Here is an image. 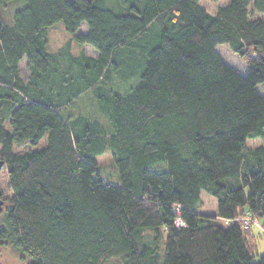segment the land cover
<instances>
[{
  "label": "trees",
  "instance_id": "trees-1",
  "mask_svg": "<svg viewBox=\"0 0 264 264\" xmlns=\"http://www.w3.org/2000/svg\"><path fill=\"white\" fill-rule=\"evenodd\" d=\"M16 1L0 0V256L264 264L242 221L264 222V145L247 146L264 139V0L214 14L201 0H23L4 15ZM57 25L70 40L53 53Z\"/></svg>",
  "mask_w": 264,
  "mask_h": 264
},
{
  "label": "rangeland",
  "instance_id": "rangeland-1",
  "mask_svg": "<svg viewBox=\"0 0 264 264\" xmlns=\"http://www.w3.org/2000/svg\"><path fill=\"white\" fill-rule=\"evenodd\" d=\"M230 0H201V5L204 7L207 11L214 14L219 7H223L229 3ZM24 1L18 0L16 1V4L14 6H11V8L5 12L4 15L7 17H10L11 14L14 11L19 10L21 7H23ZM255 17H262L264 18V15H255ZM61 25V24H60ZM63 26V25H62ZM62 26H55L49 29L48 37H49V43L50 47L49 50L53 53L60 52V48L70 40V36L66 31H64ZM84 50L83 47H76L73 46V52H80L81 50ZM88 54H93L94 52L86 48L85 50ZM221 52L224 56V58L227 60V63L233 67L238 68L242 72H247V67L245 69V64L243 65L242 62L238 59V57H235L232 55V53L228 50L221 49ZM26 63L23 62L21 66V70L23 75L27 74L26 69ZM245 72V73H246ZM262 92L264 93V86L261 87ZM82 102V101H80ZM84 102H82L81 105H83ZM91 107L84 105L83 110L88 111ZM46 138H44L39 146L36 148L37 150L42 148L46 144ZM264 145V139H256V140H249L247 142L248 147L253 146H259ZM100 166L103 168L104 172L107 174H110L112 170V158L109 155L103 156L99 158ZM0 190L3 192V199L10 198L12 196V192L9 189V179L8 174L5 169H2L0 172ZM201 213L203 214H213L217 211V201L207 196L206 194L202 195V207H201ZM256 220L255 217H249V219ZM254 223V229L252 230V235L255 238V259L258 260L260 256L264 255V222L263 220H257ZM252 227V226H251ZM1 260L3 264H19L18 256L13 251H7L6 253H3L1 256Z\"/></svg>",
  "mask_w": 264,
  "mask_h": 264
},
{
  "label": "built area",
  "instance_id": "built-area-1",
  "mask_svg": "<svg viewBox=\"0 0 264 264\" xmlns=\"http://www.w3.org/2000/svg\"><path fill=\"white\" fill-rule=\"evenodd\" d=\"M249 217H253V216H247L245 218L242 219L243 221V224L245 227H254V223L253 222H256L258 219L256 218V220H252L251 218L249 219ZM183 225V222L181 221V219H177L176 220V226H181Z\"/></svg>",
  "mask_w": 264,
  "mask_h": 264
},
{
  "label": "water",
  "instance_id": "water-1",
  "mask_svg": "<svg viewBox=\"0 0 264 264\" xmlns=\"http://www.w3.org/2000/svg\"><path fill=\"white\" fill-rule=\"evenodd\" d=\"M4 165H5L4 161L0 159V172L4 168ZM3 210H4L3 192L0 190V214L3 212ZM0 264H3V263L0 262Z\"/></svg>",
  "mask_w": 264,
  "mask_h": 264
}]
</instances>
